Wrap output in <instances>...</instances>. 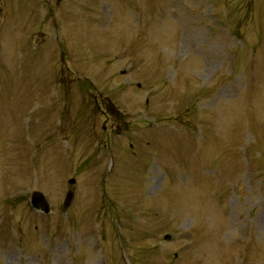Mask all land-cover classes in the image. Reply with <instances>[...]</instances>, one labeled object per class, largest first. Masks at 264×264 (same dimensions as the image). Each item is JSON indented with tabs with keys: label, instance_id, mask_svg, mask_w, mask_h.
<instances>
[{
	"label": "rangeland",
	"instance_id": "obj_1",
	"mask_svg": "<svg viewBox=\"0 0 264 264\" xmlns=\"http://www.w3.org/2000/svg\"><path fill=\"white\" fill-rule=\"evenodd\" d=\"M13 2L0 264H264V0H36L27 22Z\"/></svg>",
	"mask_w": 264,
	"mask_h": 264
},
{
	"label": "water",
	"instance_id": "obj_2",
	"mask_svg": "<svg viewBox=\"0 0 264 264\" xmlns=\"http://www.w3.org/2000/svg\"><path fill=\"white\" fill-rule=\"evenodd\" d=\"M72 194L69 193L67 198H66V205L65 207L69 204L71 200ZM32 205L35 209H41L45 213L48 212V205L47 202L44 198V196L40 193H33L32 198H31Z\"/></svg>",
	"mask_w": 264,
	"mask_h": 264
}]
</instances>
